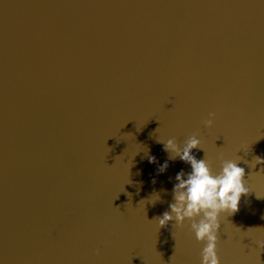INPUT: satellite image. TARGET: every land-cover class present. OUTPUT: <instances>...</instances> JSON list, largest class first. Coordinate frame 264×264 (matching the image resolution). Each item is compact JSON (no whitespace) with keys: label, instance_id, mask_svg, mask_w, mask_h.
I'll use <instances>...</instances> for the list:
<instances>
[{"label":"water","instance_id":"1","mask_svg":"<svg viewBox=\"0 0 264 264\" xmlns=\"http://www.w3.org/2000/svg\"><path fill=\"white\" fill-rule=\"evenodd\" d=\"M192 135L250 187L220 264H264V0H0V264H201L156 220Z\"/></svg>","mask_w":264,"mask_h":264},{"label":"clouds","instance_id":"2","mask_svg":"<svg viewBox=\"0 0 264 264\" xmlns=\"http://www.w3.org/2000/svg\"><path fill=\"white\" fill-rule=\"evenodd\" d=\"M214 116V113L210 114V118L204 122L206 126H213ZM159 141L164 143V150L169 153V159L179 158L190 164L191 171L185 173L182 169L176 173L177 182L172 188L174 202L169 205L170 211H165L156 218L158 225L165 226L170 221L183 225L185 221H190L195 238L204 245L201 264H220L218 242L221 217L225 213L234 214L238 211L241 194L250 189L244 181L245 169L238 164L241 157L224 159L221 156L220 170L215 172L206 158L197 159L193 155V149L203 148L197 135L190 136L183 146L174 137ZM261 159L264 158L255 157L252 166ZM148 160L150 163H156L155 156L148 155ZM168 167V160H165L158 166V172L163 173ZM159 198L154 195L152 202L155 203ZM257 244L260 246V241Z\"/></svg>","mask_w":264,"mask_h":264}]
</instances>
